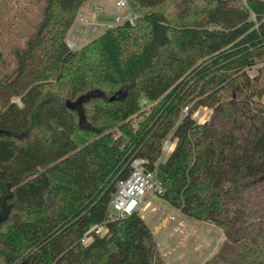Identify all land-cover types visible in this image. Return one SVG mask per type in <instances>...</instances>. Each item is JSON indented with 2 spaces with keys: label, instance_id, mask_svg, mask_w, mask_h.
I'll list each match as a JSON object with an SVG mask.
<instances>
[{
  "label": "trees",
  "instance_id": "trees-1",
  "mask_svg": "<svg viewBox=\"0 0 264 264\" xmlns=\"http://www.w3.org/2000/svg\"><path fill=\"white\" fill-rule=\"evenodd\" d=\"M89 1L36 0L32 29L4 26L24 45L12 63L0 50V264H166L139 213L108 219L136 158L169 204L223 230L204 264H264V87L247 73L264 63V0H129L135 24L70 49ZM87 96L82 128L67 102Z\"/></svg>",
  "mask_w": 264,
  "mask_h": 264
},
{
  "label": "rangeland",
  "instance_id": "rangeland-1",
  "mask_svg": "<svg viewBox=\"0 0 264 264\" xmlns=\"http://www.w3.org/2000/svg\"><path fill=\"white\" fill-rule=\"evenodd\" d=\"M0 1L2 2L0 12L3 13L1 14L3 24L2 28H0V50L4 52L7 62L12 63L11 52L13 48L23 46L24 40L22 37L13 38L11 33L8 34L4 30V26L10 24L14 26L23 25L24 29H32L31 27L39 21L38 10L41 13L42 3L38 2L37 4L36 0ZM95 2L103 4L110 13L107 14L104 10V14H99L97 18L101 21L114 22L117 0H94L87 4ZM85 8H87V5ZM127 12L128 8H123L120 15H124ZM97 13H100V11L98 10ZM81 15L80 17L78 16L77 25L75 30H73V32L78 34L73 35L74 33H70L67 37L70 42L75 43V49L86 44L104 30L103 27H98V32H93L89 23L94 22L95 15L88 16V18L83 16V14ZM247 73L251 77L260 75L261 86L264 87V63L247 69ZM260 99L264 103V94ZM143 103L145 102L143 101ZM193 105L194 103L192 102L190 107ZM199 108L197 117L199 121H203L202 117L204 116L208 120L211 119L213 109ZM166 158L162 157V161ZM147 200L151 202L152 206L146 212L140 211L139 214L144 216V221L152 229L159 251L166 264H203L223 249L229 247L223 230L215 224L185 216L163 197L153 198L148 196Z\"/></svg>",
  "mask_w": 264,
  "mask_h": 264
},
{
  "label": "built area",
  "instance_id": "built-area-1",
  "mask_svg": "<svg viewBox=\"0 0 264 264\" xmlns=\"http://www.w3.org/2000/svg\"><path fill=\"white\" fill-rule=\"evenodd\" d=\"M249 0H242L243 3H247ZM123 8H128V12L124 15H120ZM116 17L114 22L101 21L97 17L96 13L95 20L89 25L93 32H98V27H103L104 30L115 27L116 25L122 24L124 22H129L130 24H135L137 20V15L133 13L130 9L127 0H117L115 5ZM100 14H104V10H100ZM103 30V31H104ZM67 44L70 49H75V43L67 40ZM202 108V107H201ZM207 108V107H203ZM199 109H196L192 114L191 118L195 120L198 124H204L208 119L204 117L203 121L197 119L199 115ZM190 113L189 107L183 109V114L186 116ZM176 147V140L171 136H168L162 144V157H168ZM130 174L127 178L116 181L115 183V194L113 195L108 208V219L115 220L123 218L134 213H139L140 211H145L151 206V202L147 200L148 196L153 198L163 197L165 194V189L157 176V171L149 170L147 168V163L141 158L133 159L130 162ZM108 229L104 224L96 225L92 227L87 233H85L82 241L85 245L89 244L94 235L104 236L107 234Z\"/></svg>",
  "mask_w": 264,
  "mask_h": 264
},
{
  "label": "crops",
  "instance_id": "crops-1",
  "mask_svg": "<svg viewBox=\"0 0 264 264\" xmlns=\"http://www.w3.org/2000/svg\"><path fill=\"white\" fill-rule=\"evenodd\" d=\"M92 1H94V0H92ZM92 1H89V2H92ZM88 3V2H87ZM87 3H85L84 4V6L81 8V10L79 11V17L80 16H82L81 14H83V16H86L87 18H88V16H92V15H96V13L98 12V10L100 11L101 9H103V10H105L106 11V13L108 14L109 13V11H107L106 9H105V7H104V5L103 4H101L100 2H95V3H93V4H87ZM87 5V8H85V6ZM105 13V14H106ZM100 14V13H99ZM99 14H97V16H99ZM110 14V13H109ZM94 17V16H93ZM95 18V17H94ZM78 19V18H77ZM77 21V20H76ZM76 25H77V23L75 22V24H74V26L72 27V29L70 30V32H69V34L71 33V34H73V35H77L78 33H75V32H73V30H75V27H76ZM68 34V35H69ZM68 40V39H67ZM83 46V45H82ZM81 47V46H80ZM151 206H152V204H151ZM150 206V207H151ZM149 207V208H150ZM148 208V209H149ZM148 209H146L145 211H141V212H146ZM178 210V209H177ZM141 217L144 219V216L143 215H141ZM151 229V228H150ZM152 230V229H151ZM153 233V232H152ZM154 235V234H153ZM205 263V262H204ZM203 263V264H204Z\"/></svg>",
  "mask_w": 264,
  "mask_h": 264
},
{
  "label": "water",
  "instance_id": "water-1",
  "mask_svg": "<svg viewBox=\"0 0 264 264\" xmlns=\"http://www.w3.org/2000/svg\"><path fill=\"white\" fill-rule=\"evenodd\" d=\"M89 96L87 97H81L76 103L74 104H71L70 102H67V106L68 108H77L78 111H79V120H80V126L82 128H86L87 126L85 125V116H84V111H83V108H82V102L84 101L85 98H88Z\"/></svg>",
  "mask_w": 264,
  "mask_h": 264
}]
</instances>
